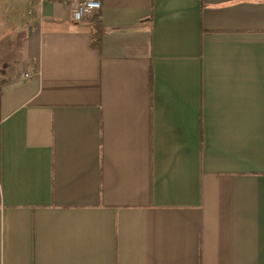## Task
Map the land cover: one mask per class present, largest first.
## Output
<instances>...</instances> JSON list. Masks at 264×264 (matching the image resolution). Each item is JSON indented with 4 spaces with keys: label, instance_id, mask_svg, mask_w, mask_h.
Returning <instances> with one entry per match:
<instances>
[{
    "label": "crops",
    "instance_id": "obj_1",
    "mask_svg": "<svg viewBox=\"0 0 264 264\" xmlns=\"http://www.w3.org/2000/svg\"><path fill=\"white\" fill-rule=\"evenodd\" d=\"M100 2L0 0V264H264V0Z\"/></svg>",
    "mask_w": 264,
    "mask_h": 264
},
{
    "label": "built area",
    "instance_id": "obj_2",
    "mask_svg": "<svg viewBox=\"0 0 264 264\" xmlns=\"http://www.w3.org/2000/svg\"><path fill=\"white\" fill-rule=\"evenodd\" d=\"M54 2H60L66 5L71 12L74 21H80L85 18L94 17L101 8L100 0H49ZM28 76V73L24 74V77Z\"/></svg>",
    "mask_w": 264,
    "mask_h": 264
},
{
    "label": "trees",
    "instance_id": "obj_3",
    "mask_svg": "<svg viewBox=\"0 0 264 264\" xmlns=\"http://www.w3.org/2000/svg\"><path fill=\"white\" fill-rule=\"evenodd\" d=\"M98 43V42H97Z\"/></svg>",
    "mask_w": 264,
    "mask_h": 264
}]
</instances>
